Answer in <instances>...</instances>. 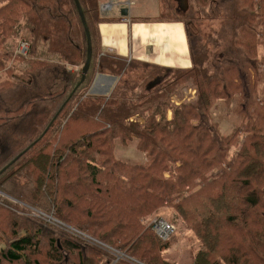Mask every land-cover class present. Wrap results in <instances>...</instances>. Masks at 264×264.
<instances>
[{
    "label": "trees",
    "instance_id": "1",
    "mask_svg": "<svg viewBox=\"0 0 264 264\" xmlns=\"http://www.w3.org/2000/svg\"><path fill=\"white\" fill-rule=\"evenodd\" d=\"M79 2L92 45L83 81L88 44L75 0H0V264H133L112 259L97 241L145 264H178L163 255L171 237L162 240L141 222L162 208L175 210L199 239L190 264H264V107L246 106L244 121L236 119L252 136L227 160L236 135L213 125L210 107L218 94L230 97V78L201 69L204 50H192L189 27L192 66L174 68L152 88L154 98L124 108L133 97L114 96L119 87L90 92L97 67L119 75L139 65L101 51L100 2ZM214 5L223 32L264 30V0H190L204 20ZM190 80L197 101L174 106L169 91ZM39 83L45 94L9 105L21 85ZM139 113H147L144 121ZM132 141L141 163L117 156L118 145ZM217 163L224 168L206 177ZM193 178L200 182L188 195Z\"/></svg>",
    "mask_w": 264,
    "mask_h": 264
},
{
    "label": "rangeland",
    "instance_id": "2",
    "mask_svg": "<svg viewBox=\"0 0 264 264\" xmlns=\"http://www.w3.org/2000/svg\"><path fill=\"white\" fill-rule=\"evenodd\" d=\"M88 5L91 7V2H89ZM131 8L135 10L137 15H145L151 11L150 15L152 16L162 14L163 19L181 20L185 23L189 18L194 17V24L188 31L193 33L191 36V42L194 53L199 49L204 50V53H199L196 58L197 61L202 59L200 63L198 62L201 69L206 70L208 74H212L215 70L221 72L224 71L230 78V97L218 94L215 97L216 101L210 107L212 117L214 118L212 122L213 125L223 131L224 134L236 135V138L232 140L229 147L230 150L227 156L228 160L231 157V154H236L242 148L245 140L249 136H252V133L247 134L243 125L240 126V123L244 121V115L247 114V112L244 111L246 110V106L251 107V104H253L264 107V30H258L256 33H247L246 31L241 30L237 37L233 36L231 30L225 29L227 32H223L221 29V21L223 18L219 13L220 11L218 12L221 8L215 7V5L212 7L213 12H211L214 17L210 20L201 19L196 10H194V12L192 10L190 13L185 14V12L179 9L175 0H135V4L131 6ZM103 9L105 10L106 6H103ZM18 52H21L20 46L18 47ZM158 76L163 78V82L169 77L166 72L159 71V69H154L151 66L129 67L128 74L121 82L123 84L117 86L119 87V90H117L114 96H118L120 99L130 96L133 97L123 104L122 107L124 108L133 103L138 104V102L141 101H149L148 99L155 97L153 96L155 93L152 91L158 86H154L156 88L152 87L154 88L152 89L148 88V85ZM47 83L50 84V81ZM148 90H151L150 94H147ZM46 91L43 89L42 83H39V85H36V87L34 86L33 88H27L21 85L18 88L17 93L7 100L9 105L12 108H15L18 107L28 96L36 95L38 93L43 95ZM168 96L173 102L172 104L176 106L183 103V101H189L190 103L196 102L199 93L195 83L190 80V82H187L179 92L176 93L175 91H169ZM244 96L248 98H245ZM215 105H217V107L214 109ZM3 107L4 105L0 104V110L3 109ZM143 115L147 116V113L136 116L141 117L139 118L140 121H144L145 119ZM171 115L172 112L169 111L168 116L171 117ZM238 117L241 122L235 126ZM232 143H234V145H232ZM117 156L129 162L141 163L144 160L143 153L135 147L134 141L130 142L128 145H118ZM212 167L210 166V168L206 170V177H211L224 168L222 164L218 163ZM199 182V178L190 179L189 183L191 189L188 192V195L195 193L196 188H194L193 185H197ZM193 203L196 204L195 199L193 200ZM38 215L43 223H46L47 227H55L54 219H50V217L43 214ZM157 217L169 220L174 226V233L169 240L171 247L163 253L164 257L178 264H190L197 250L201 248V244L195 232L192 229H189L190 225L187 223L188 226L183 222V218L178 216L175 210L171 208H162L158 212L142 217L141 222L146 228L150 229V222ZM43 223H41L42 226L44 225ZM5 236L6 234L4 232H0V248L5 246ZM81 237L79 238L84 241L87 240V242H90L89 240H91L88 238V235L85 234H81ZM97 245L104 248L106 252H109L114 260L125 259L133 264H145L140 260L131 257L125 251H121L115 247H107L109 244L105 242L97 241ZM113 256L116 259L113 258Z\"/></svg>",
    "mask_w": 264,
    "mask_h": 264
},
{
    "label": "crops",
    "instance_id": "3",
    "mask_svg": "<svg viewBox=\"0 0 264 264\" xmlns=\"http://www.w3.org/2000/svg\"><path fill=\"white\" fill-rule=\"evenodd\" d=\"M99 2L98 46L102 52L112 53L125 59L127 63L134 62L141 67L151 66L167 75L174 68L192 66L191 42L184 21L163 19L162 14L152 16L151 11L145 15H137L131 8L135 0ZM103 6H106L105 10ZM127 74L128 71L125 70L119 75H113L97 67L90 92L113 93Z\"/></svg>",
    "mask_w": 264,
    "mask_h": 264
},
{
    "label": "water",
    "instance_id": "4",
    "mask_svg": "<svg viewBox=\"0 0 264 264\" xmlns=\"http://www.w3.org/2000/svg\"><path fill=\"white\" fill-rule=\"evenodd\" d=\"M76 6L78 8L80 17L83 21V24L85 26V31L87 34V44H88V56H87V60L82 68V76H81V81H83L85 79V76L88 72L89 69V65H90V60H91V56H92V45H91V36H90V32H89V28L86 24V20H85V16L81 7V4L79 2V0H75ZM180 4H181V8L183 10L186 9L187 6V0H180ZM163 81L162 77H156L153 81H151L148 85V88H152L154 86H157L158 84H160Z\"/></svg>",
    "mask_w": 264,
    "mask_h": 264
},
{
    "label": "built area",
    "instance_id": "5",
    "mask_svg": "<svg viewBox=\"0 0 264 264\" xmlns=\"http://www.w3.org/2000/svg\"><path fill=\"white\" fill-rule=\"evenodd\" d=\"M28 49L27 43H21V53L26 54ZM151 229L162 240H167L174 233V226L166 219L157 217L150 222Z\"/></svg>",
    "mask_w": 264,
    "mask_h": 264
},
{
    "label": "flooded vegetation",
    "instance_id": "6",
    "mask_svg": "<svg viewBox=\"0 0 264 264\" xmlns=\"http://www.w3.org/2000/svg\"><path fill=\"white\" fill-rule=\"evenodd\" d=\"M176 2H177V4H178V6H179V9L181 10V11H183V12H185V14L186 13H190L191 12V8H190V0H187V6H186V9L185 10H183L182 8H181V4H180V0H175ZM216 7H219V8H221L219 5H216ZM221 12V10H218V12ZM219 12V13H220ZM193 24H194V17L193 18H189L188 20H187V22L185 23V25H186V27H191V26H193Z\"/></svg>",
    "mask_w": 264,
    "mask_h": 264
}]
</instances>
